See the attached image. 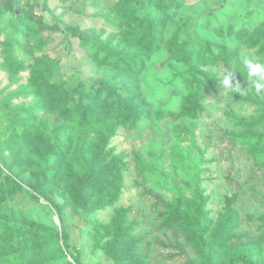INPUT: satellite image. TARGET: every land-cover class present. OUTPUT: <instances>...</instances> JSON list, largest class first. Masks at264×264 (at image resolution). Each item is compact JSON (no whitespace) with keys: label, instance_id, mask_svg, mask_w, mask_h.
<instances>
[{"label":"rangeland","instance_id":"obj_1","mask_svg":"<svg viewBox=\"0 0 264 264\" xmlns=\"http://www.w3.org/2000/svg\"><path fill=\"white\" fill-rule=\"evenodd\" d=\"M72 29L101 50L108 40L131 50L129 34L156 33L137 77L151 111L107 140L110 128L93 125L87 147L76 141L60 155L47 152L65 137L60 123L78 132L66 116L100 82L127 95L125 75L95 61ZM219 44L234 54L218 56ZM244 58L264 63V0H0V264H68L61 237L82 264H224L251 245L236 264L264 263V74L249 76ZM40 68L51 69L55 92L79 88L87 100L75 95L63 114L43 109L31 73ZM196 75L207 86L191 118L181 93L195 92ZM28 123L46 144L14 139ZM198 190L206 222L195 211L192 220L204 229L173 225Z\"/></svg>","mask_w":264,"mask_h":264},{"label":"trees","instance_id":"obj_2","mask_svg":"<svg viewBox=\"0 0 264 264\" xmlns=\"http://www.w3.org/2000/svg\"><path fill=\"white\" fill-rule=\"evenodd\" d=\"M120 6V5H119ZM120 9V7H119ZM161 23L156 22L154 26L160 27ZM38 32H41V29L38 30ZM73 35L78 36V38L85 43V47L88 48V50L91 52V54L94 57V60L97 61L99 64H107L112 67V69L116 70V75H125L126 79L123 82V89L126 91L127 95L124 96L120 93H117L115 91V88H109L107 86V82H100L98 91H96L90 98L89 101H86L81 106L77 105L76 108L72 109L68 115L66 116V124L69 125L71 128H75L78 130V132H73L71 130L65 129L66 126H64L63 123H60L62 126L63 132L65 137L63 140L59 143H56L55 145L48 146L47 152L54 151L56 154H63V151H65L66 148L73 150V147L76 145V141L78 144H80V148L87 147L85 145H88V142L91 141V128L93 125H106L110 128L108 134L106 135L105 139L107 140L110 135H112L115 131V128L117 125L125 126V127H134L136 125V121L138 119V115H150L151 111V105H149V102L146 100V98L141 97V88L138 82V75L146 68V63L150 58V55L152 53V48H150V45L157 41L156 33L151 29L146 32V35L148 37V40H143L142 37H137L134 35V33L129 34V39L132 45H135L134 47H131V50L123 51L120 50V45L116 44L112 41L108 40V43H105L104 50L98 49L96 46H92L89 44L87 40H85L83 33L79 32L75 29L71 30ZM34 37L38 36L37 33L33 34ZM142 45V46H141ZM146 45V46H145ZM218 56L220 57H227L229 58L231 55L234 54L232 51H228L226 49V46L224 44L218 45L217 47ZM198 54H200V50L196 51ZM31 73L33 74V81L34 86L37 87V96L39 98H45L47 99L44 101V105L41 104V107L44 108H52L53 105L56 106L55 111L56 113L63 114L64 111H66L67 105L73 101L74 96L78 95L79 101L82 102L83 100H87L86 94L79 91V88H72L71 91L66 92L65 94L60 95L59 92H55L53 89L58 88L56 83L51 82V69H32ZM193 76V75H191ZM184 82H187L186 79L187 75L183 74ZM195 80L198 82L197 87L194 89L195 92L192 94H186L184 92L181 93V104H182V110L180 112L181 115H187L191 118H194L198 116L199 111L202 110L199 104L200 96L199 93L205 88L207 85L202 84L199 82V78H197V75L194 76ZM195 81V82H196ZM188 86H191V80L188 81ZM212 82L210 81L208 83V86H211ZM193 86V85H192ZM52 87L51 94L48 93V89ZM105 91L106 95L104 97L101 96V93L103 90ZM111 93H115L116 100L109 99L108 95ZM149 108V109H148ZM166 114L172 113L169 111ZM165 114V115H166ZM163 114H160V117ZM163 115V116H165ZM162 116V117H163ZM105 126V127H106ZM21 127V132L14 135V139L16 138H23L22 140H26L29 143L32 141V143H35V145H41V142L43 141L44 144H46L47 140L45 139L46 133H40L32 140V135L35 131V124L34 123H28L24 124V126ZM91 130V131H90ZM82 135V136H80ZM99 139V142H101L100 135L98 134L96 136ZM47 138V136H46ZM262 139V137H261ZM138 165V164H137ZM140 165V164H139ZM13 180L14 184H19L20 178L17 174H15V177L11 178ZM41 183H45L41 181ZM41 185H33L31 188L39 195L45 196L42 192ZM206 197L202 194V190L197 191V198L194 200L193 203H187L185 204V207L183 206V203L179 205V212H177L176 217L173 219V225L178 224L179 226L184 223V226L186 228H195L196 231L200 232L202 226L197 224L199 220H192V215L194 214V211L197 212V216L200 219L201 223H205L206 220L204 218V215L202 213V207L205 204ZM232 200H229L228 205L225 209V211L229 212L231 210V204ZM184 207V208H183ZM191 207V209L189 208ZM232 216L229 214L228 220L223 224L224 227H229V225L232 224L231 220ZM200 229V230H199ZM61 243L63 244L62 248L58 247V251L60 252V257L67 258L68 264H82L79 257L77 255L72 254L71 252L67 251L66 248H68V243L66 240L61 237ZM197 236L193 240L195 243V247L197 249L201 250V248L204 246L201 242L196 244L197 242ZM115 245V244H113ZM57 246V244H56ZM120 249V248H119ZM212 249V250H211ZM211 250V251H210ZM257 250V247L251 245V246H245L243 247L239 254H232L230 257L226 258L224 264H236L237 262L248 260L251 258V253ZM214 256V248L209 247V250L205 254V259L210 261V258ZM20 264H23L27 262V260H24L21 258L19 260ZM187 264H200L192 260V262H188ZM264 264V263H260Z\"/></svg>","mask_w":264,"mask_h":264},{"label":"clouds","instance_id":"obj_3","mask_svg":"<svg viewBox=\"0 0 264 264\" xmlns=\"http://www.w3.org/2000/svg\"><path fill=\"white\" fill-rule=\"evenodd\" d=\"M243 64L248 70V75L254 78L261 77V74H264V63L260 62H253L249 58H244L243 59ZM264 78V77H261ZM223 83L225 85L230 84V76H226ZM261 83L259 80L256 81V87L259 89L261 87Z\"/></svg>","mask_w":264,"mask_h":264}]
</instances>
